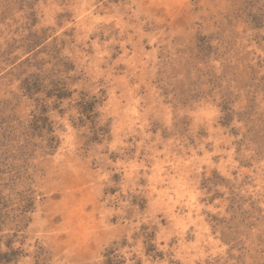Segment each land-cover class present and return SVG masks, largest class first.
<instances>
[{
  "label": "rangeland",
  "instance_id": "obj_1",
  "mask_svg": "<svg viewBox=\"0 0 264 264\" xmlns=\"http://www.w3.org/2000/svg\"><path fill=\"white\" fill-rule=\"evenodd\" d=\"M0 254L264 264V0H0Z\"/></svg>",
  "mask_w": 264,
  "mask_h": 264
},
{
  "label": "trees",
  "instance_id": "obj_2",
  "mask_svg": "<svg viewBox=\"0 0 264 264\" xmlns=\"http://www.w3.org/2000/svg\"><path fill=\"white\" fill-rule=\"evenodd\" d=\"M0 264H11V260H9L6 256H2V254H0Z\"/></svg>",
  "mask_w": 264,
  "mask_h": 264
}]
</instances>
